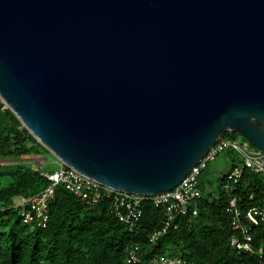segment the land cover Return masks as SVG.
Here are the masks:
<instances>
[{"label":"water","instance_id":"1","mask_svg":"<svg viewBox=\"0 0 264 264\" xmlns=\"http://www.w3.org/2000/svg\"><path fill=\"white\" fill-rule=\"evenodd\" d=\"M0 99L82 175L170 192L226 132L264 152V0H0Z\"/></svg>","mask_w":264,"mask_h":264},{"label":"trees","instance_id":"2","mask_svg":"<svg viewBox=\"0 0 264 264\" xmlns=\"http://www.w3.org/2000/svg\"><path fill=\"white\" fill-rule=\"evenodd\" d=\"M246 138L226 132L221 139ZM50 152L43 147L5 107L0 99V158L41 156ZM240 163L236 161L232 167ZM53 170L23 165L0 168V264H127L128 253L137 248L139 264H154L157 257L181 254L195 264H264V223L251 231L253 252L232 248L234 235L226 213V196L219 192L204 194L198 201V216L179 218L155 243L149 236L165 220L161 208L152 200L143 203L144 214L135 230L119 222L111 202L102 196L98 205L67 191L59 184L49 202V221L45 228L22 222L21 207L30 197L41 194L51 182L45 174ZM231 167V168H232ZM235 195L241 206L264 205V181L250 170L244 173ZM253 199H250V197Z\"/></svg>","mask_w":264,"mask_h":264},{"label":"built area","instance_id":"3","mask_svg":"<svg viewBox=\"0 0 264 264\" xmlns=\"http://www.w3.org/2000/svg\"><path fill=\"white\" fill-rule=\"evenodd\" d=\"M229 147L241 155L240 163L226 172L221 184V190L227 198L226 213L230 218L232 231H234L230 245L239 252H253L251 231L254 226L264 223V205L253 208L241 206L235 192L241 185L246 170L259 174L264 181V152L250 143H242L239 138L220 139L174 190L156 197L112 190L60 162L59 169L53 173L45 174L51 182L48 189L19 204L22 209V222L28 226L35 224L37 228H45L49 221V202L54 197L56 186L62 184L67 191L86 201L90 206L98 205L102 196L108 198L113 214L130 231L135 230L143 217L144 201L152 200L155 207L161 208L165 215L162 226L149 236V242L155 243L170 228H177L176 221L179 218L192 220L198 216V201L202 196L199 178L208 163L214 161L221 152ZM250 199L253 197L251 196ZM137 250L134 248L128 253L127 264L140 263ZM263 255L264 253L261 252L260 257ZM154 264L195 263L188 261L181 254H177L159 256L155 259Z\"/></svg>","mask_w":264,"mask_h":264},{"label":"rangeland","instance_id":"4","mask_svg":"<svg viewBox=\"0 0 264 264\" xmlns=\"http://www.w3.org/2000/svg\"><path fill=\"white\" fill-rule=\"evenodd\" d=\"M245 138V137H244ZM247 140V139H246ZM248 143H250L248 141ZM251 144V143H250ZM241 160V155L238 151L232 148H226L221 152L217 158L209 162L207 167L203 170L199 178V187L204 194L210 192H219V187L224 174L233 166V164ZM60 161L56 159L51 153L41 156H24L15 158H0V168L9 166L23 165L32 167L36 170L48 169L53 170L57 168L56 164Z\"/></svg>","mask_w":264,"mask_h":264}]
</instances>
